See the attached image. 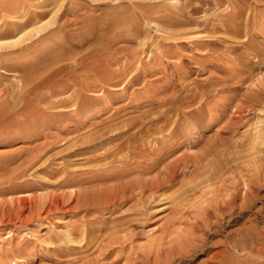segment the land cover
<instances>
[{
  "label": "rangeland",
  "instance_id": "1",
  "mask_svg": "<svg viewBox=\"0 0 264 264\" xmlns=\"http://www.w3.org/2000/svg\"><path fill=\"white\" fill-rule=\"evenodd\" d=\"M53 1L60 5L49 0L48 7L64 6L66 15L60 33L69 32L60 35V55L72 59L60 63L58 93L42 90L29 110L0 120V264L154 263L160 252L200 237L206 211L263 168L264 141L251 142L256 127L264 130V0ZM18 2L0 0V9ZM239 8L236 32L229 23ZM171 14L183 17L169 23ZM76 59L87 61L73 66ZM4 70L0 102H13L23 90H4L21 74ZM165 101L177 124L158 131ZM250 102L255 109L240 115ZM128 124L146 142L125 143L122 155L130 153L131 162L112 160L106 154L123 142ZM176 164L186 165L184 174L164 181ZM134 181L161 185L110 201L109 188ZM100 193L105 199L91 203ZM244 215L207 237L188 263L204 264L210 251L237 238L248 224Z\"/></svg>",
  "mask_w": 264,
  "mask_h": 264
},
{
  "label": "bare ground",
  "instance_id": "2",
  "mask_svg": "<svg viewBox=\"0 0 264 264\" xmlns=\"http://www.w3.org/2000/svg\"><path fill=\"white\" fill-rule=\"evenodd\" d=\"M18 1L19 2L16 5H13L12 7L6 6V7H2V10L0 9L1 10L0 12L2 13V14H0V68H2V69L5 68V70L10 71V72L11 71H16V72L18 71L20 73H18V72L17 73L19 75L21 74L20 76H18L20 79L15 77L17 80V81L15 80V82H17V84H15V82L13 84H11L13 86L12 87L10 86V88L13 90H8V88H6V90H4V92H6L8 95L11 94V96H12L15 93V90H23V92L18 93L19 97L17 99L12 97L13 102L7 101V100L4 102H0V120L3 119V121H6L8 117L11 118L12 114H14L16 112L23 113V112L27 111V109L29 108L28 106H30V103H33V98L36 96L38 97V95H40L42 90L52 89L53 92L58 93V91L60 89V85L63 84V83H60V82H62V81H60V72L63 71V68H65V66H63L62 64H61L62 65L61 66L60 63L66 62V60L72 59V57L69 56L68 51L67 52L65 51L66 53L65 54L63 53V55L62 54L60 55V48H61V46H60L61 45L60 44V39H61L60 35H61V37L65 38L66 35L69 34V32H68V34H65L64 32H63V34L60 33V19L66 16V15L60 13L64 6L63 7L60 6L59 10H57L56 8H49L48 7L51 3L50 2L49 5H47L49 0H18ZM175 1L177 3L180 2V0H175ZM52 2H55V1L52 0ZM189 2H191V1H189ZM52 4L50 6H52ZM55 4H57V3L55 2ZM58 4L60 5V3H58ZM58 4H57V7H58ZM176 5L177 4H173L172 6H176ZM237 5H238V3H237ZM184 6H186V5H184ZM239 6H240V4H239ZM137 8H139V7L137 6ZM140 8H142V7H140ZM144 8H145V6H144ZM55 9H56V11H54ZM236 9H237V7H236ZM141 10H143V9H141ZM239 10H240V8H239ZM65 11H66V9H65ZM172 12H174V11H172ZM242 12L243 11L240 10L239 14H237V15L233 14V16H235V15L236 16L235 17L231 16L232 18L230 19L231 24L229 23V26H231V28L234 29L236 32H237L238 28H234L235 26L233 23L235 22V24H236L237 22H239V23L242 22V20H243V17L241 18ZM49 13L52 14L50 20L43 21L44 18ZM66 14L68 15L69 13H66ZM74 14H76V13H74ZM179 14H181V12ZM49 16L50 15H48V17ZM74 16H76V15H74ZM171 16H174V15H172V14L168 15V18L165 16L166 21L168 19L169 21H167V22H169V23H172L174 21H176V22L179 21L178 18L181 15L180 16L178 15L179 17L177 15H175L176 17H178L177 19H176V17H172L173 18L172 19V18H170ZM48 17H46V18H48ZM181 17H183V14ZM75 18H78V14ZM184 18H186V17H184ZM109 21H111V20H109ZM68 22H69V20L65 19L63 22V25L67 24ZM107 24H108V22H107ZM102 25L103 24H101V26ZM105 26H102V27H105ZM236 27H238V26H236ZM56 30H58V32L55 33L54 31H56ZM63 35H65V36H63ZM34 50L36 51V53L37 52H39V53L35 54L34 56L33 55L23 56L28 51H34ZM52 50L56 51L55 54H53V52H52L53 55L50 53L48 54V52L52 51ZM97 56H99V55H97ZM32 57L34 58L35 61H36V59H38L40 62L38 61L39 63H37V64L34 63L35 61L30 59ZM29 60L33 61V62H30ZM84 61H87V60H82V59L77 60L76 59V60H74V62L72 64H73V66H81L84 64ZM95 65L97 66V64L95 62L90 63L91 71H90V69L89 70L86 69L85 71L86 72H88V71L92 72V69L95 70L93 68V67H95ZM66 66H68V67H66V70H67V68H69V65H66ZM86 67H88L87 64H85L84 68H86ZM16 72H13V73H16ZM94 72H96V71H94ZM68 81H69V79H68ZM70 81L76 82L77 80L74 77V78H72V80L70 79ZM0 86H2V85H0ZM260 91H261V89H260ZM2 92L3 91L0 90V94ZM2 95H3V93H2ZM250 103L249 104L252 106H250L249 104H247V106H246V104H245V107L247 109H245L242 106H241L242 108L241 107L238 108V110H239L238 112L240 115L244 111H248V112L250 111L251 112L252 110L255 109V107L253 106V103L252 102H250ZM160 106L162 108L166 107V110L162 111L161 114H159L161 116V118H159L160 119L159 123L162 124L163 127H160L159 129H157L158 131H162L165 129V127H170L172 123L177 122V120H173V118H172V115H174L173 114L174 111H172V115H171V108H170L171 101H165L163 103L161 102ZM172 109H173V107H172ZM175 110H176V108H175ZM198 111H200V110L199 109L198 110H192V112H190L188 114L185 113L184 115L192 116V115H194V113H199ZM176 112H178V108H177ZM137 122L139 123V121H137ZM156 122H157V124H155ZM156 122L154 124H152V126L153 125L158 126L159 123H158V121H156ZM132 123H134V122H132ZM151 123L152 122H150V124ZM11 124H12V122H11ZM135 124H128V125L124 126V127H128V129L125 130V132H123L120 135V137L123 139V142H121L120 144H117L114 147V149H111L112 152H110L109 155L106 154V156H108L112 160L117 159L120 161L122 159H125L127 161L130 158V156H132L129 153V156L126 155V157H124L122 155V152H124V150L126 149L125 148L126 142L128 143L129 141H133L134 139L135 140L138 139V141L140 140L139 142H141V140L143 141V139H142L143 136L142 137L140 135L137 136L138 134L134 132V131H136L135 130L136 128H134V126H133ZM143 125H145V124H143L141 121V124H137L135 126L138 128V132L142 131V129L139 130V128H141ZM131 126H133V127H131ZM129 127H131V128H129ZM144 128L147 129V126H145ZM150 128H151V126H150ZM145 129H143V130H145ZM149 129H148V131H149ZM148 131L145 130V132H148ZM155 132H156V130H155ZM100 134L101 135H99V136L97 135L96 137H99V138L104 137V134H102V133H100ZM99 138H97V140H99ZM94 139L95 138H93L92 141ZM258 139H261L262 142L264 141V130L261 127L255 128V131L253 134V139L251 142L252 146H254L253 148H255L258 144L259 145L261 144L260 143L261 141ZM148 142L151 143L150 141H148ZM139 144L140 143H138L137 146ZM138 149H139V147H138ZM136 150L137 149L135 148L133 151H136ZM260 154H262V153H260ZM137 155H135V156H137ZM256 156H260V155L256 154ZM256 156H253V158L255 157V159H258L256 162H260L262 160L261 159L262 157L256 158ZM128 161H130V160H128ZM263 161H262V163H263ZM262 165H263V168H261L259 170L254 169L255 170L254 174L251 177L249 176L250 178H248L247 180L242 182L241 187L236 186V187H234V189H232L230 191L228 190L229 192L227 191L226 195H224V196L222 195L223 197H222L221 201H218V200H220L218 198L217 199L218 202L215 201L216 202L215 208L213 207L214 209L212 211H210V210L206 211V213H205L206 218L204 217L205 220L204 221L202 220V222H201L203 224V226L200 223V225L203 227V230H204V233L201 234L200 237H196L195 239H192V240H187V241H189L188 243H186L185 245L179 246L182 248H179V247L175 248L177 246L176 245L174 247H170L167 250H165L164 254H162L160 252V254L163 255V257L161 259H159V261H157L158 259H155L154 263L151 262V260L149 259L150 261L148 264H189L188 262L191 261L192 256H194L195 253L196 254L198 253L196 249L200 247V244H202V246L204 247L203 244L205 243V241H207V237L209 238L211 236H214L215 233H219V232L223 231L224 225L226 223H230L233 221V216L240 217L244 214H245L244 217L248 216L247 222H246L248 224L244 223L245 226L241 225V227L242 226L245 227L244 230L243 231L239 230V231L244 233L243 234L244 237H243V235H241V232L238 231L239 233L237 234L238 235L237 238L233 237L234 239L231 240L229 243L228 242L227 243L222 242V243H224L223 247L225 249L224 248L220 249V247H219L217 251H210V254L209 253L207 254L208 259L206 260V262L204 264H264V226L260 227L261 224H264V164H262ZM185 168H187L186 165H184V166L183 165H177L176 167H174L172 169L169 168L170 169L169 172L162 173V174H165L163 176L164 181L167 180V181L173 183L176 179L175 177L178 176V170L180 172L179 174H182L184 172ZM254 168H256V167H254ZM160 176L161 175H159L158 178ZM150 182H152V181H150ZM156 182H158V181H156ZM159 183L158 184L161 185L160 181H159ZM152 184L154 185V183H152ZM152 184L151 183L148 184L147 182H144V181H140V182L134 181V182H131L127 185H124L123 188H115V189L109 188L108 190L111 193L109 195L110 196L109 199H110V201H115L118 199L119 195L120 196L122 195L121 197H124V195H126L128 193L133 194V193H135V191H141V192L146 193L147 191L150 190V191L155 192L159 188V185L157 184L158 186H153ZM163 184H165V183L163 182L162 185ZM161 187H163V186H161ZM102 194L103 193H100L99 195L96 194L91 199L92 201H90V202L95 204L96 202L103 201L105 199V196ZM24 200H26V199H23V200L21 199L20 201L22 203H26L25 204V206H26L27 202ZM75 201H78V200L76 199ZM81 202H83L82 203L83 206L86 205V202H84L83 200L80 201V203ZM55 205H56V202H54V204L51 207L53 208ZM88 205H89V202L87 203L86 206H88ZM83 206H82V208H83ZM26 207H28V206H26ZM30 207L31 206H29L28 208H30ZM57 207L58 206H56V208ZM199 232H200V230H199ZM211 232H212V235H211ZM70 241L74 242L75 240H73L71 238ZM215 245H216V243H215ZM216 247H218V246H216ZM200 250H201V248H200ZM231 252H233V253L231 254ZM196 254H195V256H196ZM132 262L133 261H131L130 263H132ZM138 262H137V264H140V261H138ZM143 262H144V260H143ZM133 264H136V263L134 262Z\"/></svg>",
  "mask_w": 264,
  "mask_h": 264
}]
</instances>
